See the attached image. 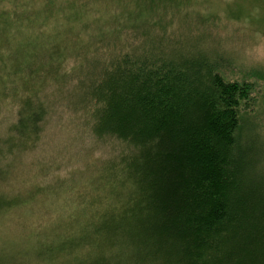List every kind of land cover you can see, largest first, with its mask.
Instances as JSON below:
<instances>
[{
  "label": "trees",
  "instance_id": "16d2710c",
  "mask_svg": "<svg viewBox=\"0 0 264 264\" xmlns=\"http://www.w3.org/2000/svg\"><path fill=\"white\" fill-rule=\"evenodd\" d=\"M192 4L0 0V213L34 216L0 264H264L255 87L176 25ZM31 158L68 175L17 186ZM42 192L55 210L32 215Z\"/></svg>",
  "mask_w": 264,
  "mask_h": 264
},
{
  "label": "rangeland",
  "instance_id": "374dc122",
  "mask_svg": "<svg viewBox=\"0 0 264 264\" xmlns=\"http://www.w3.org/2000/svg\"><path fill=\"white\" fill-rule=\"evenodd\" d=\"M191 3L193 6L189 8L186 5L185 8L188 9L183 10L187 11L186 13H180V16H177L176 25L186 23L188 28L186 24L185 26L189 30L188 35H193L195 40L198 39L201 49L205 48L214 52L210 57L214 58L216 62L218 61L221 72L227 80L244 79L255 87L256 102L254 106L250 110L242 112L240 140L244 145L248 144V140H253L264 164V0H191ZM190 10H192L191 13ZM181 17L183 21H181ZM180 31L183 32L182 29ZM8 112V110L0 112V137L6 135L7 129L15 118V115L9 116ZM5 116L7 117L4 118ZM55 126L61 129L65 128V130L54 132V130L48 129L47 136L42 138L41 143L45 144L39 153L41 151L43 154L55 152L56 145L50 144L52 135L60 140L66 131H70L68 127L61 125L58 127V124H54L53 127ZM46 137L47 141H45ZM70 151L75 153L72 148ZM35 159L23 160L24 163L17 172V174L19 173L17 186L21 181L31 184L34 181L37 185L44 186L45 182L52 183V180L65 179L68 175L69 170L61 166V169L43 172L37 176L31 163L35 162ZM256 171L261 173H259L260 177H256L255 180H259L258 183L264 182V165L260 166L259 164ZM22 190L23 196L29 193L25 187ZM51 194L49 192L36 194L33 209L35 212L32 215L55 210L51 204L38 210V206L41 207L47 203ZM26 212L19 207L0 213V251H4L7 247H9L8 249L13 248L18 240L24 239V235H22L24 227L32 222L34 217H29Z\"/></svg>",
  "mask_w": 264,
  "mask_h": 264
}]
</instances>
